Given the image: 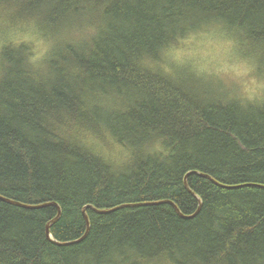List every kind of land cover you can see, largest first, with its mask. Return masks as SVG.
Returning a JSON list of instances; mask_svg holds the SVG:
<instances>
[{
  "label": "trees",
  "instance_id": "16d2710c",
  "mask_svg": "<svg viewBox=\"0 0 264 264\" xmlns=\"http://www.w3.org/2000/svg\"><path fill=\"white\" fill-rule=\"evenodd\" d=\"M5 14L10 29L35 20L51 47L37 76L26 63L32 45L5 38L1 197L56 203L59 243L82 238L87 206L170 201L190 216L201 205L191 219L168 204L86 209L84 240L57 246L45 237L54 207L0 201V264H264V104L242 106L160 51L177 33L218 29L264 63V0H0ZM84 23L98 35H77ZM145 52L155 69L137 63Z\"/></svg>",
  "mask_w": 264,
  "mask_h": 264
},
{
  "label": "clouds",
  "instance_id": "9594fccd",
  "mask_svg": "<svg viewBox=\"0 0 264 264\" xmlns=\"http://www.w3.org/2000/svg\"><path fill=\"white\" fill-rule=\"evenodd\" d=\"M12 22L8 19L7 15L0 16V60H3V49L8 46L5 42V34L8 33V29L12 28ZM27 27L29 29H36L35 20L29 19L17 20L15 29ZM213 27H219V25L213 24ZM77 35L81 32L89 35L96 36L99 33V27L95 24L84 23L82 27L79 25L73 29ZM185 42V38L182 34L177 33L174 37V43L169 47H162L160 49L164 60L173 56L174 50ZM13 45H18L19 41H13ZM42 45V53H46L51 47L50 42H40ZM242 41L235 35L223 32L222 33V47L227 50L230 55L225 56L219 67L214 73L209 72V76H215L218 78L220 84H222L225 90L231 91V85L239 78H243V87L239 91V98L241 104L244 107L251 105L264 104V63H260L254 56L240 55L236 51L240 48ZM247 43V41H243ZM40 57L29 56L26 63L30 66L31 71L37 76L43 75L46 71V63L38 62ZM137 63L141 67L155 69L157 63L153 62L149 53L145 52L137 57ZM159 68L162 69L166 75L172 74V68L167 64L160 62ZM156 150L163 152L165 156L168 155L159 141L155 145Z\"/></svg>",
  "mask_w": 264,
  "mask_h": 264
},
{
  "label": "rangeland",
  "instance_id": "374dc122",
  "mask_svg": "<svg viewBox=\"0 0 264 264\" xmlns=\"http://www.w3.org/2000/svg\"><path fill=\"white\" fill-rule=\"evenodd\" d=\"M222 31L213 29L189 37L185 42L179 45L173 53L172 57L167 58V62L179 66V68H187L192 70L199 76L207 77L210 81H218L214 75L209 76L208 73H214L219 67L222 59L230 55L227 50L222 47ZM6 40L13 42L18 40L19 43H28L32 45L33 56L43 58L46 53H42L41 41L50 42L39 35L36 30L27 27L18 29H10L5 34ZM240 55H249L246 47L240 46ZM219 82V81H218ZM243 87V78H239L231 85V95L239 97V91Z\"/></svg>",
  "mask_w": 264,
  "mask_h": 264
},
{
  "label": "water",
  "instance_id": "95a60500",
  "mask_svg": "<svg viewBox=\"0 0 264 264\" xmlns=\"http://www.w3.org/2000/svg\"><path fill=\"white\" fill-rule=\"evenodd\" d=\"M201 177L211 181L212 183H214L215 185L217 186H221L219 185L218 183H216L215 181H213L209 176H206V175H200ZM186 177L184 178V188L185 190L191 194L196 200L199 201L198 197L197 196H194L191 191L189 190L188 186H187V182H186ZM0 201L4 202V203H7L9 205H12V206H16V207H20V208H24V209H29V210H37V209H42V208H46V207H54L56 210H57V216L51 220L50 222L47 223V225L45 226V237L46 239L54 244V245H57V246H69V245H74V244H78L80 243L81 241L84 240V238L86 237L87 233H88V230H89V220H88V217L86 215V209H89V210H92L93 212L97 213V214H109L111 212H114L116 210H119V209H123V208H133V207H139V206H151V205H159V204H168L170 205L174 210L175 212L178 214L179 217H181L182 219H191L193 217H195L199 211V208H200V201H199V207L197 209V211L190 215V216H184L182 215L179 210L177 209V207L175 206L174 203L170 202V201H159V202H150V203H141V204H124V205H120V206H117V207H114L112 209H109V210H97L91 206H87L85 208H83V211H82V214H83V218L85 220V223H86V232L85 234L82 236V238L78 239V240H75V241H71V242H67V243H59L57 241H55V239L52 237L51 233H50V229L51 227L60 219V216H61V210L59 208V206L56 204V203H49V204H41V205H36V206H26V205H23L21 203H18V202H15V201H12V200H9V199H6L4 197H1L0 196Z\"/></svg>",
  "mask_w": 264,
  "mask_h": 264
},
{
  "label": "bare ground",
  "instance_id": "6f19581e",
  "mask_svg": "<svg viewBox=\"0 0 264 264\" xmlns=\"http://www.w3.org/2000/svg\"><path fill=\"white\" fill-rule=\"evenodd\" d=\"M92 41V40H91ZM190 190V189H189ZM193 194V192H191ZM191 195V194H190ZM194 195V194H193ZM192 196V195H191ZM195 196V195H194ZM49 204V203H48ZM47 225V224H46ZM56 241V240H55Z\"/></svg>",
  "mask_w": 264,
  "mask_h": 264
}]
</instances>
